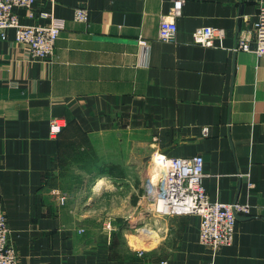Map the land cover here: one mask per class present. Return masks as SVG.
I'll use <instances>...</instances> for the list:
<instances>
[{"label":"crops","instance_id":"0c3cea01","mask_svg":"<svg viewBox=\"0 0 264 264\" xmlns=\"http://www.w3.org/2000/svg\"><path fill=\"white\" fill-rule=\"evenodd\" d=\"M174 2L36 0L31 10L15 8L22 25L65 23L48 61L30 58L13 29L0 39V213L19 264H264V59L254 31L264 0H184L177 38L164 42L159 27ZM78 7L88 22L75 19ZM202 27L223 29L225 38L195 44ZM241 31L252 36L250 51L235 49ZM53 118L66 121L57 138ZM125 129L146 133L162 156H202L209 198L251 207L231 246L202 244L198 215L148 208V229L135 242L147 235L149 247L138 248L117 227L108 230L110 218L80 210L90 200L61 198L62 148L78 139L75 131L94 140Z\"/></svg>","mask_w":264,"mask_h":264},{"label":"built area","instance_id":"2783aa9c","mask_svg":"<svg viewBox=\"0 0 264 264\" xmlns=\"http://www.w3.org/2000/svg\"><path fill=\"white\" fill-rule=\"evenodd\" d=\"M184 0H175L168 15L162 18L159 27V40L173 42L177 38V18L181 14ZM36 0H0V39L7 40L10 30L15 31V42L23 46L32 59L48 61L54 55L57 41L65 27L63 20L53 18L48 26L22 25L15 8L31 10ZM257 21L254 26L257 47L255 53L264 59V2L258 7ZM75 19L88 22L86 8L75 9ZM223 29L213 27L197 28L193 32V42L206 47H214L218 40L225 38ZM252 36L241 31L237 37V50L250 51ZM142 47L148 42L140 40ZM66 127V121L53 118L50 123V136L57 138ZM162 156V155H161ZM157 171L147 182V203L150 210L159 215L181 216L198 215L200 223V241L217 250L222 246H231L234 241L236 223L240 217H249L252 213L248 204L222 203L212 201L204 187V158L200 155L187 158L162 156ZM250 188L255 187L253 183ZM63 201V200H62ZM112 230L111 226L108 225ZM0 264H19L16 247L11 241L6 216L0 213Z\"/></svg>","mask_w":264,"mask_h":264},{"label":"rangeland","instance_id":"374dc122","mask_svg":"<svg viewBox=\"0 0 264 264\" xmlns=\"http://www.w3.org/2000/svg\"><path fill=\"white\" fill-rule=\"evenodd\" d=\"M75 133L78 139L65 142L62 148L61 198H65L64 201L76 198L86 202L90 200L80 210L92 209L94 214L110 218L104 222L108 230L107 225L113 229L117 227L119 236L125 240L128 234L133 244L135 237L143 229H148L145 220L149 208L147 182L163 157L146 133L125 129L94 140L79 130ZM109 166L122 168L126 176L123 179L111 178L107 174ZM99 179L107 183L101 189L96 188ZM127 184H131V188ZM133 200L136 204L132 203ZM133 206L137 207L136 214L130 216ZM146 236L142 235L144 245L139 240L133 245L148 249Z\"/></svg>","mask_w":264,"mask_h":264},{"label":"trees","instance_id":"16d2710c","mask_svg":"<svg viewBox=\"0 0 264 264\" xmlns=\"http://www.w3.org/2000/svg\"><path fill=\"white\" fill-rule=\"evenodd\" d=\"M107 174L111 178H118V179H123L126 176L122 168L118 166H109Z\"/></svg>","mask_w":264,"mask_h":264},{"label":"bare ground","instance_id":"6f19581e","mask_svg":"<svg viewBox=\"0 0 264 264\" xmlns=\"http://www.w3.org/2000/svg\"><path fill=\"white\" fill-rule=\"evenodd\" d=\"M157 167H158V165L153 169L154 170V172L152 171V173H156V171H157ZM106 181L104 180V179H100L99 181H98V184H97V186H96V188H98V189H101V188H103L104 186H106Z\"/></svg>","mask_w":264,"mask_h":264}]
</instances>
